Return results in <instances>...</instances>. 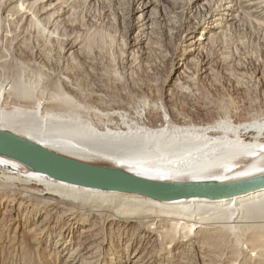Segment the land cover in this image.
<instances>
[{
	"label": "rangeland",
	"instance_id": "374dc122",
	"mask_svg": "<svg viewBox=\"0 0 264 264\" xmlns=\"http://www.w3.org/2000/svg\"><path fill=\"white\" fill-rule=\"evenodd\" d=\"M0 82L30 89V106L65 98L93 124L115 112L145 127L148 107L178 125L264 122V0H0ZM102 217L0 201V264H264L249 234L177 244L166 224L148 231L156 219Z\"/></svg>",
	"mask_w": 264,
	"mask_h": 264
},
{
	"label": "bare ground",
	"instance_id": "6f19581e",
	"mask_svg": "<svg viewBox=\"0 0 264 264\" xmlns=\"http://www.w3.org/2000/svg\"><path fill=\"white\" fill-rule=\"evenodd\" d=\"M225 2L215 11L232 9ZM210 22L204 21L205 25ZM202 39L190 41V48L175 52L176 56L195 49ZM10 98L15 106L8 111L0 107V129L134 174L158 180L225 181L264 170V122L245 121L231 126L210 119L178 125L167 113L159 114L157 108L148 107L138 116L147 126L131 129L115 112L105 122L93 124L65 98L52 106L56 110H49L46 102L31 106L20 103L35 101L31 90L0 82V102L7 104ZM3 200L15 204L25 200L34 208H60L72 215H102L104 221L131 220L139 227L146 220L156 219L148 231L153 233L166 224L164 237L177 244L201 235L206 240L217 235L241 240L249 234L264 242V189L223 200L159 202L141 195L57 181L0 156V201Z\"/></svg>",
	"mask_w": 264,
	"mask_h": 264
},
{
	"label": "water",
	"instance_id": "95a60500",
	"mask_svg": "<svg viewBox=\"0 0 264 264\" xmlns=\"http://www.w3.org/2000/svg\"><path fill=\"white\" fill-rule=\"evenodd\" d=\"M0 156L57 181L101 191L145 196L159 202L182 199L223 200L264 189V170L233 180H158L108 163H95L45 147L0 129Z\"/></svg>",
	"mask_w": 264,
	"mask_h": 264
}]
</instances>
